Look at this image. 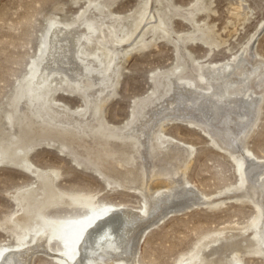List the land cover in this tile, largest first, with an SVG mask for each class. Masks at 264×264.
Instances as JSON below:
<instances>
[{"label":"rangeland","instance_id":"1","mask_svg":"<svg viewBox=\"0 0 264 264\" xmlns=\"http://www.w3.org/2000/svg\"><path fill=\"white\" fill-rule=\"evenodd\" d=\"M108 1L0 0V140L6 139L4 144L8 139L13 143L10 149L15 150L17 158L21 157V152H27L25 158L29 164L38 172H47L53 187L58 191L76 197L92 198L95 207L124 206L138 211L145 205L147 196H142L138 192L119 190L111 181L109 183L101 180L91 165L86 161L76 160L71 147H61L58 140L45 135L46 137L36 141L33 133L26 134L21 131L19 122L16 121L17 117L12 114L13 101L20 86L30 77L33 72L32 64L37 63L41 53L44 52V38L50 23L79 25L84 20V12L96 14L91 10L97 5L95 3L105 4ZM91 3L94 5L92 6ZM90 6L91 8L88 9ZM105 11L107 17L105 13L101 16V19L103 17L106 19L101 20L100 27L103 35L98 32L92 42L85 46L86 58H89L90 54L96 56L101 54L97 42L102 40L101 36L104 38L107 35V31L116 30V23L121 22L127 32L131 28V25H127L132 22V15L138 25L141 22L140 15H143L144 11L147 12L145 23L141 22V31L150 25L163 24V27L157 31L149 28L142 39H139L141 34L139 30L129 43L132 47H136L135 51H129L126 56L120 55L121 58L116 59L115 75L111 78L114 82L118 80V84L115 86L112 98L102 109L103 123L113 129L123 130L127 127L134 117L138 116L136 112L138 113L139 106L145 105L142 102H146L149 97L159 98L155 104L157 109L168 105L172 98L169 94L165 95L167 92L164 85H159L158 89L156 87V81L159 82L161 77L171 74L178 77L184 74L185 77L195 78L197 74H201L199 68L205 70L206 67L220 66L226 62L233 65L241 56L243 59L246 58L248 65L245 64L243 69L240 68L236 72L239 76L230 77L234 84L254 68L264 70V0H116L115 2L113 0L112 6L105 7ZM109 14L112 16H108ZM188 14L193 16L188 17ZM153 15L155 18L151 19ZM114 17L120 19L115 25L112 20L115 19ZM103 22L105 23L102 24ZM80 31L83 33L85 27ZM118 35L124 34L117 31ZM178 38L186 43L185 49L176 48ZM248 46L253 49H251L252 58L246 51ZM138 47L146 48L140 51ZM55 79L59 90L54 94L53 100L57 105L59 104L58 110L66 109L69 112L80 113L84 117L83 112L88 109L85 100L68 89L62 74ZM171 80L173 81V78ZM255 84L253 81L250 85L254 97L262 94L264 90L260 87L261 84ZM180 90L186 93V89ZM154 91L155 93L152 94ZM181 112L171 111L163 117L156 116L157 125L164 123L161 124L157 136L160 140L162 138L161 142L175 141L192 149L189 159L185 161L186 170L183 180L205 198L213 200L210 202L218 204L214 205L216 208L211 205V209L210 206H206L194 208L190 210L191 212L171 215L163 223L158 224L159 226L150 228L140 242L136 257L137 264H179L181 260L191 258L197 248L199 249L198 246L201 247L217 237L228 238L229 229L234 228L232 232L237 234V229H245L248 226L250 227L246 235L256 237L261 253L258 259L239 255V260H242L243 264H264L262 245L264 229L260 232L255 228L256 223L253 221L257 212L250 201L253 198H249L252 191H249L250 185L246 184L248 181L242 185L244 183L243 149L258 161H264V100L260 105L259 117L254 129L244 143V147L240 148L234 157L221 151L219 145L213 138L209 139L204 130L195 131L189 128L188 124L192 121L195 123V120L190 119L191 115L186 112ZM147 114L150 117L151 112L148 111ZM10 116L11 120H8ZM137 128L139 129V125ZM84 139L88 141L89 138ZM84 145L85 148L90 147L88 143ZM3 160V151H0V250L16 247L17 236L23 234H27L26 241L30 242L34 231L36 232L41 225H35L38 220L31 221L30 226L32 224V227L37 226V228L28 233L22 229L19 232L20 228L14 225L20 217L21 208L18 209L19 202L13 197L20 198L18 196H21L23 191L25 193L37 187L38 173L35 172L32 176L24 173L16 167L18 160L16 161L14 157L8 161ZM127 167L131 168V165L124 166L125 169H129ZM98 212L99 210L96 209V213L89 215L88 212L77 210H59L46 211L44 216L48 221L68 223L84 219L88 215L98 216ZM12 227L18 233L15 234ZM243 236L238 235L236 242H240V239L243 242ZM51 248L55 252L63 251L60 243H51ZM31 264L58 263L53 258L43 255V252H39L34 256Z\"/></svg>","mask_w":264,"mask_h":264},{"label":"bare ground","instance_id":"2","mask_svg":"<svg viewBox=\"0 0 264 264\" xmlns=\"http://www.w3.org/2000/svg\"><path fill=\"white\" fill-rule=\"evenodd\" d=\"M112 3L113 0L105 4L91 3L92 6L94 5L91 10L96 14L84 12V20L79 25L50 23L44 38V52L41 53L39 61L32 64L33 72L20 86L14 101L12 100V114L17 117L16 121L19 122L22 132L33 133L36 141L47 135L51 139L58 140L63 148L70 146L75 159L86 161L91 165L101 180L109 183L111 181L119 190L138 192L142 196H147L145 205L138 211L124 206L100 208L94 206L92 198L82 195L76 197L58 191L53 187L47 172H38L29 164L25 158L27 152H21V157L17 158L15 150L10 149L13 143L8 139L4 144L6 139H1L0 151H3V161L14 157L16 161L18 160L16 167L24 173L31 176L35 172L38 173L37 187L25 193L23 191L22 194L20 193L21 196L18 194L20 198L13 197L19 202L18 209L21 208L22 213L14 225L20 228L19 232L22 229L26 233L34 231L41 225L36 232L34 231L30 242L26 241L27 234H23L17 236L16 247L1 249L0 264H31L32 259L39 252L53 258L58 264H137L136 257L140 242L150 228L163 223L171 215L187 213L194 208L206 206H210L211 209V205L218 204L210 202L213 200L205 198L183 180L186 170L185 161L191 155L192 149L175 141L161 142L162 138L161 140L158 138L157 132L164 123L157 125L156 116L163 117L171 111L186 112L196 123L192 121L188 127L195 131L204 130L206 136L209 139L213 138L219 149L231 157L244 147L258 121L264 90L262 94L254 97L250 85L254 81L255 85L261 84L260 87L264 89V70L254 68L234 84L230 77L239 76L236 72L248 65L246 58L243 59L241 56L233 65L226 62L224 65L206 67L205 70L199 68L201 74H197L195 78L185 77L184 74L178 77L174 74L161 77L159 82L156 81L157 89L163 84L167 92L165 95L169 94L172 98L166 107L164 105L157 109L155 104L159 98L149 97L146 102H142L145 105L139 106L138 113L136 112L138 116L134 117L123 130L105 125L102 121V109L112 98L115 86L118 84V80L114 82L111 78L115 75L116 59L126 56L129 51H135L136 47H132L129 43L141 29V22L148 17L147 12L144 11L139 17L141 22L136 25V18L130 16L132 22L130 21L127 26L131 25V28L127 32L122 23L118 22L120 19L114 17L115 19L112 20L114 25L118 22L117 29L106 28L109 30L107 35L104 38L101 36L102 40L97 42L101 54L97 56L90 54L89 58H86L85 46L92 42L98 32L102 34L101 20L105 17L101 19V16L106 14L107 17L105 7L112 6ZM90 8L91 6L88 9ZM154 15L151 19L155 18ZM187 16L191 17L193 14ZM84 27L85 31L81 33L80 30ZM162 27L163 24L159 23L140 30L139 39H142L149 28L157 31ZM117 31L124 35L117 36ZM178 39L176 48L185 49L186 43ZM145 48L138 47V50ZM251 49L248 46L246 51L252 58L253 49ZM115 72L117 73L118 70ZM60 74L64 76V83L68 85V89L81 96L88 105V109L83 112L84 117L80 113L69 112L66 109L58 110L60 106L55 103L53 97L59 90L55 84V77ZM174 82L177 83V87L174 86ZM180 89H186V93ZM154 93L155 91L152 94ZM148 111L151 112L150 117L147 116ZM8 120H11V116ZM124 130L126 131L123 132ZM85 137L89 138L88 141L84 139ZM87 143L90 147L85 148L84 144ZM19 150L21 151V148ZM243 151L244 183L242 185H245L246 181H248L246 184L250 185L249 191L252 193L249 194V198H253L250 201L257 212L253 223H256L255 228L261 232L264 229V161H258L245 149ZM130 165L131 168H124ZM96 209L99 210V215L89 216L96 213ZM59 210H77L88 212L89 215L82 218L83 220H73L68 223L46 220L47 217L44 216L46 211ZM34 220H38L35 228L32 224L30 226V222ZM249 227L240 228L243 231L237 229L236 232L239 236L244 234L248 236L246 232ZM229 230H226L228 238L217 237L201 247L198 246L199 249L197 248L191 258L181 260L179 264H243L242 260H239V255L252 259L259 258L261 252L254 235H249L247 238L243 236V242L241 239L240 242H236L238 235L232 232L234 228ZM217 235L224 236L218 233ZM53 242L60 243L63 251H52ZM262 245L264 246V240Z\"/></svg>","mask_w":264,"mask_h":264}]
</instances>
